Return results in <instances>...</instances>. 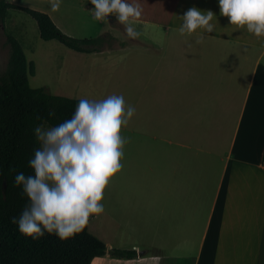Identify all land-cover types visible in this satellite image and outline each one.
<instances>
[{
    "label": "crops",
    "instance_id": "crops-1",
    "mask_svg": "<svg viewBox=\"0 0 264 264\" xmlns=\"http://www.w3.org/2000/svg\"><path fill=\"white\" fill-rule=\"evenodd\" d=\"M138 2V38L73 51L103 57L109 78L134 77L122 91L134 94L136 112L122 127L132 151L89 223L107 249L136 257L91 264H264V36L228 24L218 0ZM193 6L215 14L212 33L179 34V16ZM127 58L124 72L114 61Z\"/></svg>",
    "mask_w": 264,
    "mask_h": 264
},
{
    "label": "clouds",
    "instance_id": "clouds-1",
    "mask_svg": "<svg viewBox=\"0 0 264 264\" xmlns=\"http://www.w3.org/2000/svg\"><path fill=\"white\" fill-rule=\"evenodd\" d=\"M89 2L93 19L104 21L111 15L125 25L128 38L141 35L131 23L142 15L138 0ZM218 7L228 24L246 27L256 37L264 36V0H218ZM59 8L60 0H54L51 10ZM214 17L211 10L190 7L179 16V34H191L197 29L212 33L215 26L210 21ZM135 112L134 106L126 105L122 94L100 100L81 98L70 119L57 126L35 128L40 147L29 161L34 174L18 173L14 179L28 200L20 216L13 219L21 234L36 239L48 233L67 240L80 233L90 217L104 212V191L123 168L128 138L122 136L121 130Z\"/></svg>",
    "mask_w": 264,
    "mask_h": 264
},
{
    "label": "trees",
    "instance_id": "trees-1",
    "mask_svg": "<svg viewBox=\"0 0 264 264\" xmlns=\"http://www.w3.org/2000/svg\"><path fill=\"white\" fill-rule=\"evenodd\" d=\"M8 10H17L32 18L42 41H57L77 53H98L107 39H73L62 34L50 17L42 12L22 8L0 0V21ZM111 16V15H110ZM9 57L6 71L0 77V264H91L98 257L131 260L134 251L107 249L88 232V225L67 240L54 234L33 239L21 234L13 222L28 205L22 186L14 183L18 173L33 175L29 161L40 147L35 128L59 125L70 119L79 102L77 99L53 96L42 88L29 86L28 76L34 68L27 64L18 42L6 35ZM55 115L50 116L49 113Z\"/></svg>",
    "mask_w": 264,
    "mask_h": 264
},
{
    "label": "rangeland",
    "instance_id": "rangeland-1",
    "mask_svg": "<svg viewBox=\"0 0 264 264\" xmlns=\"http://www.w3.org/2000/svg\"><path fill=\"white\" fill-rule=\"evenodd\" d=\"M5 1L22 8L47 14L62 34L73 39L102 40L106 38L109 40L118 38L117 40H122V36L127 37L125 27L115 19L112 23L108 19L104 21L93 19L90 11L93 6L89 0H60L58 11L51 10V3L54 0ZM6 35L11 36L18 42L27 64L34 68V75L28 76L31 88H42L50 95L77 100L81 98L100 100L112 94H122L126 105L133 106L134 94L122 93L124 89L125 92H128L134 86L132 72H125L126 69L131 68L132 59L127 58L120 64L118 60L114 61L115 65H121L124 69L125 76L120 77V74H118L115 78L114 76L109 78V73L106 76L104 73V66L108 63L103 61V57L78 56L74 53L75 51L69 50L57 41H42L39 37L37 25L32 18L20 11L8 10L4 21H0V77L6 71L9 57ZM102 45L113 48L111 45L109 46V42ZM123 54L129 56L127 52ZM116 71L120 70L117 69ZM121 134L126 137L123 129ZM130 145H133V142L128 141L124 147L125 153L132 151L129 148ZM122 160H124V157ZM118 173L115 175V181H120ZM88 224H90L88 232L93 236L96 232L95 234L100 236V238H96L102 241L103 235L101 233L99 235L95 230L98 223L92 221ZM103 239L107 240L105 237Z\"/></svg>",
    "mask_w": 264,
    "mask_h": 264
},
{
    "label": "water",
    "instance_id": "water-1",
    "mask_svg": "<svg viewBox=\"0 0 264 264\" xmlns=\"http://www.w3.org/2000/svg\"><path fill=\"white\" fill-rule=\"evenodd\" d=\"M108 20H109V21H113V20H114V17H113V16H109V17H108Z\"/></svg>",
    "mask_w": 264,
    "mask_h": 264
}]
</instances>
